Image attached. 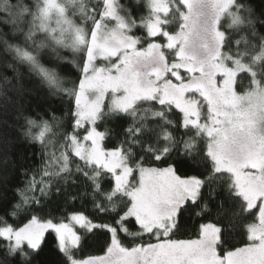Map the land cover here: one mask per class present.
I'll return each mask as SVG.
<instances>
[{"label": "snow or ice", "instance_id": "snow-or-ice-1", "mask_svg": "<svg viewBox=\"0 0 264 264\" xmlns=\"http://www.w3.org/2000/svg\"><path fill=\"white\" fill-rule=\"evenodd\" d=\"M0 51L69 103L23 117L42 178L0 181V264H47L49 231L54 264H264V0H0ZM53 195L93 214L37 215ZM193 217L212 222L179 238Z\"/></svg>", "mask_w": 264, "mask_h": 264}, {"label": "trees", "instance_id": "trees-1", "mask_svg": "<svg viewBox=\"0 0 264 264\" xmlns=\"http://www.w3.org/2000/svg\"><path fill=\"white\" fill-rule=\"evenodd\" d=\"M126 2V0H122ZM256 5L260 4V0H253ZM146 14L145 9L136 12L137 18ZM8 31L7 28L4 29ZM61 55H67L71 59L70 50L61 49ZM8 64L14 65V68L7 67ZM69 67H72L69 65ZM62 75L68 76L71 79H76L78 70L72 67L71 72H63ZM69 107L67 97L63 101L59 97H53L48 94L47 88H38L35 78L31 77L28 72L27 65L19 64L15 61L10 53H3L0 51V181H6L3 185L6 188L9 198L13 195V190L22 186V181L35 177L37 181L42 178L41 169V146L37 142H33L23 135L25 131V121L23 119L26 115L35 116L47 109H56V114L61 115L66 112ZM172 119H176L175 116ZM131 121L129 120L128 123ZM99 123V130L104 131L106 128H116L113 123ZM127 124H123L126 127ZM41 129H34V134H39ZM53 131H56L55 129ZM66 131L71 132L70 126L66 127ZM46 139H52L53 144L49 145L50 152L59 154V141L57 137L52 136L51 133H46ZM111 142L105 140L104 144L111 148L116 143V137L112 136ZM175 159H179L176 157ZM181 172L179 174L187 173L188 175H195L190 168L189 164L179 165ZM24 171L28 172V176L22 175ZM51 202L45 209L44 213H37L45 219L50 216L57 217V220L64 219V213L79 211L84 212L86 215L93 214L92 204L87 201L77 200L72 202H64V197H57L53 195L50 198ZM50 213V215H49ZM23 215V214H22ZM12 223V221H9ZM26 220L17 219L16 223H26ZM97 222H100L99 220ZM212 222V219L197 221L195 217L186 225L184 234L179 238L188 239L197 238V230L199 223ZM246 223V222H245ZM130 230L136 229L129 225ZM242 228H237L233 231L232 236L228 239L231 240V245L225 247H238L243 246L246 237L240 233ZM123 236V234H121ZM107 237H92L88 239L84 245L83 256H101L106 253ZM125 243H130L132 238L125 237ZM46 243L43 245L45 251L38 258L39 261H46L47 264H54L57 259L56 256V240L53 233H47L45 236ZM2 247V246H0Z\"/></svg>", "mask_w": 264, "mask_h": 264}, {"label": "rangeland", "instance_id": "rangeland-1", "mask_svg": "<svg viewBox=\"0 0 264 264\" xmlns=\"http://www.w3.org/2000/svg\"><path fill=\"white\" fill-rule=\"evenodd\" d=\"M67 50H68V49H67ZM100 63H101V64H104L105 62L100 61ZM47 233H53V232L49 231V232H47ZM47 233H46V234H47ZM46 234H45V236H46ZM53 234H54V233H53ZM54 235H55V234H54ZM104 255H105V254H104ZM101 256H103V255H101Z\"/></svg>", "mask_w": 264, "mask_h": 264}]
</instances>
